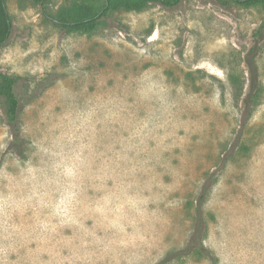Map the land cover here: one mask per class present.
<instances>
[{"label":"rangeland","instance_id":"1","mask_svg":"<svg viewBox=\"0 0 264 264\" xmlns=\"http://www.w3.org/2000/svg\"><path fill=\"white\" fill-rule=\"evenodd\" d=\"M102 3L6 0L0 71L18 76L27 145L9 147L0 107V264H156L187 244L207 175L204 246L217 264H264V10L153 3L88 33L43 14Z\"/></svg>","mask_w":264,"mask_h":264},{"label":"trees","instance_id":"2","mask_svg":"<svg viewBox=\"0 0 264 264\" xmlns=\"http://www.w3.org/2000/svg\"><path fill=\"white\" fill-rule=\"evenodd\" d=\"M37 2L41 0H35ZM98 7L72 6L59 10L55 15L43 12L45 19L53 25L63 29L67 33H88L95 29L100 21L110 11L123 9L125 11H140L153 3H158L166 8L176 6L181 0H102ZM222 3H232L242 7H260L264 10V0H221ZM264 26V19L259 29ZM12 30V20L7 10L6 0H0V46L7 43ZM257 51L256 44L250 48L246 62L250 69L255 67L254 55ZM255 72H252L249 92L244 97L246 108L256 104L259 94V86ZM18 76L9 75L0 71V107L3 111L6 125L9 128L11 139L9 147L20 157H25L27 139L22 135L21 111L22 104L16 92ZM215 178L207 175L201 185L200 192L195 201L194 218L195 223L187 244L179 249L168 252L156 264H169L173 260H181L189 255L204 257L217 264L215 256L203 244L206 222L202 213L204 204Z\"/></svg>","mask_w":264,"mask_h":264}]
</instances>
